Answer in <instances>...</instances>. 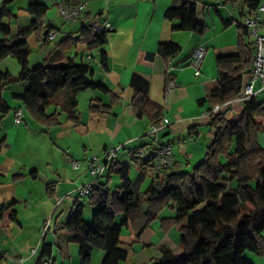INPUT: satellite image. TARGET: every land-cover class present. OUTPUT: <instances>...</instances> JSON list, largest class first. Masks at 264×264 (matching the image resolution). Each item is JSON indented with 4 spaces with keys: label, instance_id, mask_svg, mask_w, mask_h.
Here are the masks:
<instances>
[{
    "label": "crops",
    "instance_id": "obj_1",
    "mask_svg": "<svg viewBox=\"0 0 264 264\" xmlns=\"http://www.w3.org/2000/svg\"><path fill=\"white\" fill-rule=\"evenodd\" d=\"M16 1L17 9L22 12H18L21 16L13 15L15 29L27 28L32 16L27 11L26 0ZM39 1L55 6L57 0ZM77 2H83L87 15L108 19L113 24L114 29L107 32L103 46L92 50L88 48L82 40L83 26L80 22L68 23L60 19L65 24L58 28L50 24L48 18L47 24L53 27L55 33L53 38H45L40 43L34 35H30L27 43L48 47L52 41L53 48L44 56L42 63L51 59L57 63L67 58L87 63L93 71L90 79L105 85L109 92L92 89L78 92L76 109L79 121L69 120L60 113L59 124L46 128L24 110L18 98L25 87L24 82L21 85H18L19 82L9 84L3 90L2 98L10 110L0 123V163L4 166L0 168V207L11 205L8 212L15 211V215L6 213L0 217V264H81L78 245L69 241L63 226L77 205H81L83 211L86 207L94 208L88 203L89 196L78 197L77 194L78 188L91 180V175L83 165L74 169L71 160L101 155L106 149L123 143L124 147L106 165L102 176H106L105 179L101 177L98 180V185L105 183L114 190L109 184L114 180L117 189L121 180L111 174L113 164L130 166L135 157H139L137 151H142L141 159L148 157L152 144L146 133L153 123L147 115L136 114L134 90L130 84L134 75L148 81L149 98L161 108L158 124L163 128L160 137L171 145L174 155L169 170L188 171L189 165H195L204 157L206 147L213 139V129L208 111L210 105L207 102L200 104L199 100L207 94L206 81L218 76L216 57L238 52V25H242L244 15L251 11L245 0H196L195 18L206 25L205 33L197 35L192 31L173 29L179 20L165 17L173 0ZM8 8L11 13L14 12L13 4ZM244 40L252 41L249 34ZM162 42H172L180 51L164 57L158 52ZM196 46H202L206 51L197 76L190 65V54ZM101 52L107 54V70L100 65ZM169 74L176 86L166 96ZM243 79L245 81L246 76ZM257 83L255 88L260 89L261 85L259 83L256 87ZM261 92L264 90L256 95L257 98ZM91 102L108 106L109 111L91 110ZM15 108H22L23 111V123L19 125L13 119ZM54 110L51 106L47 113ZM222 110L225 117L231 118L242 112L243 102L230 101ZM25 114L30 117L29 123ZM132 170L135 169L131 168L130 172ZM143 173L137 172L134 182L130 177L132 186L139 183ZM155 176L153 172V183ZM173 215L167 211L160 213L140 236L122 231L120 245L128 253L123 264H147L160 257L162 248L180 253L185 220L166 231L160 227L161 219ZM46 222L48 227L42 234ZM44 245L48 246L46 254H43ZM104 255V251L93 249L91 264H101ZM258 256L251 262L264 264V251Z\"/></svg>",
    "mask_w": 264,
    "mask_h": 264
},
{
    "label": "trees",
    "instance_id": "obj_2",
    "mask_svg": "<svg viewBox=\"0 0 264 264\" xmlns=\"http://www.w3.org/2000/svg\"><path fill=\"white\" fill-rule=\"evenodd\" d=\"M14 0H2L0 7V63L12 56L20 66L17 76L0 70V123L10 108L2 98L3 90L14 82H24L23 92L18 96L32 117L44 127L59 124L58 116L65 114L72 121H79L76 109V94L83 90L109 92L107 87L90 79L89 64L65 61H45L35 67L28 65L29 50L27 38L34 35L42 43L53 27L46 23L47 5L32 0L27 6L32 16L27 28L12 31L4 22L12 14L9 5ZM76 3L78 0H66ZM196 0H173L165 17L178 19L176 30H188L202 35L206 25L195 18ZM252 12L260 0H245ZM238 52L216 57L218 76L206 81L207 94L199 100L207 102L213 139L207 146L204 157L191 171H154L151 157L136 158L131 165L113 164L111 174L117 175L121 185L111 190L107 184H100L92 190L88 203L94 207L91 220L84 218L81 205L70 213L63 226L69 241L78 245L81 264H91L93 249L104 251L101 264H123L127 250L120 245L122 231L140 236L160 213L169 208L174 215L160 220L163 231L185 220L180 239V253L162 248L158 259L147 264H253L245 257L246 252L262 255L264 251V147L256 139V132L264 126V103L257 96L243 102V110L231 118L224 115L222 107L234 101L241 89L243 77L250 74L253 59V44L245 42L247 29L239 24ZM82 40L89 49H96L106 43L107 32L94 33L81 29ZM180 48L172 42H162L158 52L164 57L176 55ZM100 65L108 69L107 54L100 53ZM134 90L133 106L137 115L145 114L153 124H158L161 108L148 95L149 83L134 75L130 82ZM94 100V99H92ZM214 105H222L218 112H211ZM55 108L48 114L49 107ZM108 106L91 102L90 109L108 112ZM2 142L0 141V147ZM223 159L222 162L220 159ZM0 168L4 166L0 163ZM131 168L138 172H155L158 185L151 182L140 194L132 190L129 173ZM143 173V174H144ZM202 205V206H201ZM243 206L244 210L239 208ZM11 205L0 207V217L11 216ZM201 207V208H200ZM121 215V220L116 218ZM48 246H43L46 254Z\"/></svg>",
    "mask_w": 264,
    "mask_h": 264
},
{
    "label": "built area",
    "instance_id": "obj_3",
    "mask_svg": "<svg viewBox=\"0 0 264 264\" xmlns=\"http://www.w3.org/2000/svg\"><path fill=\"white\" fill-rule=\"evenodd\" d=\"M55 6L64 22H80L85 29L94 33H100L102 31L108 32L114 29L113 24L108 19L87 15L83 10V2L70 3L66 0H57ZM242 25L247 29L252 40L253 59L250 74L244 81L242 89L235 99L240 102H244L264 90V0H260L255 10L244 15ZM54 34V31H52L46 38L51 39ZM71 38L74 39V36L72 35ZM205 52L202 46H196L190 54V65L194 69L195 76L200 74ZM87 60H90V56L87 57ZM168 78L166 96L168 92L176 86L171 74H169ZM256 82L260 83V89L255 88ZM221 106L222 105H214L210 111L212 113L218 112ZM12 114L14 123L19 125L23 121L22 108H15ZM162 128L161 124H151L146 133L151 138L152 150L148 156L153 160L152 163L155 172H160L171 167L174 162L171 145L164 142L160 137ZM123 147V143H118L106 149L101 155L94 154L88 158L71 160V165L74 169L83 165L91 175V180L78 188V197H86L92 193V190L98 186L99 178L104 175L106 165L114 158L118 150ZM136 153L140 155L142 151H137ZM47 227L48 222L43 226L42 234L46 232Z\"/></svg>",
    "mask_w": 264,
    "mask_h": 264
},
{
    "label": "rangeland",
    "instance_id": "obj_4",
    "mask_svg": "<svg viewBox=\"0 0 264 264\" xmlns=\"http://www.w3.org/2000/svg\"><path fill=\"white\" fill-rule=\"evenodd\" d=\"M29 1L31 0H26V4L28 5ZM2 0H0V7L2 6ZM11 4H13V10L14 12L10 15V17L6 16L5 19H4V22L10 24V26L12 27V31L16 30V26H15V19H14V16H19L20 13L18 12H22V10L19 11V9H17L18 7V3L16 0H14ZM48 5V8L45 12V18L47 20V18L49 19L48 22L50 24H53L54 26L58 27V28H61V26H63L64 24L61 22V18H59V15H58V10L56 8V6H52L50 3H47ZM10 6V5H9ZM11 11V10H10ZM17 13V14H16ZM14 15V16H13ZM21 16V15H20ZM52 17L54 19H52ZM10 20H12L10 22ZM47 23V21H46ZM69 23V22H68ZM2 33L0 32V38H2ZM246 40H247V37H246ZM48 47H43V44L39 45V47H35L33 45V43H27V48L29 50V58H28V63H29V67L32 68V67H35L39 64L42 63V60L44 58V56H47L48 52L53 48V42L51 41L48 45ZM56 57V56H54ZM54 57H52L54 59ZM52 60V59H51ZM0 70L3 71V72H6L7 70L10 72V74L12 76H15L17 73H19L18 70H20V66L19 64L16 62V60L12 57V56H8L6 58H4L1 63H0ZM16 83V82H14ZM13 83V84H14ZM22 82H19L18 85H21ZM259 83L256 84V87H258ZM14 87H17V86H14ZM258 99L260 101H263L264 102V92H261L259 95H258ZM25 111H27L26 108H24ZM25 119L26 121L29 123L30 120V117L29 115L25 114ZM23 123V122H22ZM256 139H257V142L262 146L264 147V126L262 128H260L257 132H256ZM207 148V147H206ZM119 151V150H118ZM139 158L141 156L138 155ZM195 160H196V157H195ZM222 162H224V160L221 158L220 159ZM194 165H189L188 166V171H191L192 168H193ZM137 170H132L130 172V177L132 178L133 182L135 180V175L137 174ZM106 175V174H105ZM106 177V176H105ZM105 177H102L103 179H105ZM113 177H115V175H113ZM151 178H152V172L148 171V172H145L144 174H141V178H140V181L139 183H133V186H132V190L135 192V193H140L142 194L148 184H150L151 182ZM116 179V178H115ZM154 181H155V185H158L159 184V181H156L157 178L154 177L153 178ZM109 186L111 188H113L115 190V183H114V180L113 182H111L109 184ZM241 211L244 210L243 206L241 205L240 208H239ZM94 211V208H88L86 207V209L84 210V218L86 221H90L91 220V215ZM172 212V210H170L169 208H165L161 213L163 212ZM122 217L118 216L116 218V222H119L121 220ZM263 240H264V233H263ZM245 257L248 259V260H254V257L257 258V257H260L258 255H255L251 252H246L245 253Z\"/></svg>",
    "mask_w": 264,
    "mask_h": 264
}]
</instances>
